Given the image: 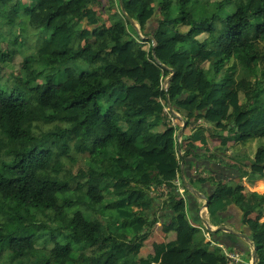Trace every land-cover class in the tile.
Returning <instances> with one entry per match:
<instances>
[{"label":"trees","instance_id":"1","mask_svg":"<svg viewBox=\"0 0 264 264\" xmlns=\"http://www.w3.org/2000/svg\"><path fill=\"white\" fill-rule=\"evenodd\" d=\"M25 1L0 0L1 65L24 47L21 34L9 31L22 16L43 38L36 52L23 58L21 73L31 96L0 84V149H6L0 155V244L9 251L7 264H227L221 249L211 248L195 227L202 226L201 219L188 214V188L183 183L184 201L174 181L180 162L194 156L197 145L203 155L210 154L207 137L220 142L209 161L230 142L247 147L259 141L252 159L227 164L231 171L237 168L236 178L245 174L254 180L246 182L251 192L223 183L230 177L216 164L206 167L223 180L197 181L213 187L207 212L214 227L232 206L264 216V0H177L176 5L108 0L110 27L97 10L99 0ZM120 2L145 39L122 16ZM115 4L118 13L111 11ZM5 6L15 10L16 20L4 14ZM152 21L155 27L146 33ZM118 25L121 30L114 32ZM128 32L136 40H126ZM100 39L112 42L96 52L93 46ZM80 40L81 65L79 54L68 51ZM170 76L165 91L162 84ZM168 104L182 117L185 130L191 121L213 128L181 136L186 144L180 145L185 149L180 158L175 130L163 115ZM76 129L90 138L76 139L77 159L69 156L66 142L59 150L44 142L67 138ZM65 157L82 161V167L76 173L64 169ZM96 180L111 186H93ZM164 184L169 193L156 216L157 201L149 192ZM88 205L96 216L84 211ZM44 210L66 217L69 225L47 233L49 222L30 218ZM160 218L162 232H174V240L155 246L152 257H140L146 234ZM216 234L210 232L212 242L224 246ZM35 236L51 248L38 250ZM251 241L257 264H264V222L252 230Z\"/></svg>","mask_w":264,"mask_h":264},{"label":"rangeland","instance_id":"2","mask_svg":"<svg viewBox=\"0 0 264 264\" xmlns=\"http://www.w3.org/2000/svg\"><path fill=\"white\" fill-rule=\"evenodd\" d=\"M210 1H215V0H210ZM23 2L25 3L26 1L23 0ZM99 2L101 3L100 7H97L100 15H101V19L104 22V24L108 27H110V21H109V14H108V9L110 8V3L108 0H99ZM171 5H176L177 0H170ZM115 7L112 9L111 11H116L117 13L119 12V8L117 7V5H114ZM4 14H6L7 16L11 17L12 19L16 20V15H15V10L12 7L9 6H5L3 9ZM155 23L156 21H152L147 30L146 33H151L152 30L155 27ZM134 25L136 26L137 30H138V35L141 39H145V37L141 34V32L139 31V27L137 24L134 23ZM124 29H127V25L124 24ZM4 29L0 28V33H3ZM9 31H12V33L16 34L19 33L21 34V40L24 42V47L22 46L21 49H18V54L12 59V62L10 63H5V65H1L0 64V84L2 85H6L10 88H23L24 89V94L27 97H30L31 94L28 90V87L30 86L27 82V80L24 78V76L21 73V69H22V65H23V58L30 56L32 54H34L36 52V50L40 47V45L43 42V38L38 36V31L33 29L29 23H28V18L26 16H22L21 20L18 24L13 25ZM182 31H186V28H183ZM126 32V30H125ZM130 38L132 40L135 39V37L132 35L130 36ZM149 39V38H148ZM201 39H204V36H201ZM136 40V39H135ZM112 40L110 39H100L97 41V43L93 46V50L94 51H100L102 49H104L109 43H111ZM82 40L78 41L75 46L70 47L69 48V52H75L77 54H79V51L81 49L82 45ZM144 48L147 50L149 48V44L145 43ZM77 59H78V63L81 65L83 60H84V56L83 54H79L77 55ZM217 59L214 58L211 63H214ZM204 64V68H208L210 66V64ZM244 63L241 62L239 63V67H243ZM30 75V71L25 72V76H29ZM63 80V74L60 73L57 77V81H61ZM167 81V80H166ZM253 86L254 89H257V81H253ZM241 102H243V97L241 96ZM181 117V116H180ZM182 118V117H181ZM181 118L179 120H177V118H174V124L177 126L178 128V134L181 131V128L183 126V120H181ZM171 124V123H170ZM209 125H206L205 123H203L202 121H191L190 122V132L197 128H205L207 129L209 132L213 131V128L207 127ZM163 130V127L161 128ZM208 136V134H206ZM83 139V141L87 142L90 140L89 135L87 133V131H84L82 129H76L73 131V133L64 139H56L54 137H47L44 139V142L46 144H54L55 145V149L59 150L61 144L63 142H66L69 147H70V152H69V156L70 157H74V158H78L77 154L73 151V145L76 141V139ZM208 139V147L209 149H211L212 151L215 150L217 148L220 147V142L219 140L217 141H213L211 142L210 139H214L212 137H207ZM261 142L259 141H255L252 144H249L247 147L242 146V145H238V144H234L233 142H230L227 147H221L219 153L217 154V158L220 159V156L223 157L224 159V166H227V164L230 165L229 160L230 161H234V162H239L241 161V163H244L246 158L252 159L257 147L259 146ZM182 145L184 146V141L182 140ZM198 147H200V145H197ZM6 152L5 148H1L0 149V155L3 156ZM243 159V160H242ZM63 163L65 164L64 169H69L72 172L76 173L81 167H82V161H69L68 159L63 158L62 159ZM237 166V165H236ZM247 171V170H245ZM237 172V168H234L233 171L231 170H225L224 176L225 178H229L230 177V181L228 182V180H225L229 183V185H243L245 180H247L248 182H254V180H249L247 177V175H243V176H238L236 178L235 174ZM264 184V182H263ZM262 184V185H263ZM99 185H106L108 187L111 186V184L107 181V180H96L93 182V186H99ZM245 188L250 191L246 186ZM251 192V191H250ZM154 193V192H153ZM152 195V192L150 191V196ZM152 197H154V194L152 195ZM156 198V197H154ZM159 198V197H158ZM84 211L92 216H96V210L94 208L93 205H88L84 208ZM205 220V222L211 226V221L209 220V216L206 212L201 213ZM31 219H36L38 221H46L49 227V230H47V233L50 232V228H58L59 226H68L69 225V221L66 217H60L57 216L53 213H51L48 210H44V211H38L37 213H35V215H32L30 217ZM1 220L2 217H0V225H1ZM262 220H264V217L262 218ZM245 221H248V217L247 219H245ZM252 223V221H250ZM162 221H160V223H158L157 225H155L150 231H148V233L146 234L147 238L145 240V243L143 245V249H141L140 251V257L143 258H149L153 256V249L155 246L160 245V244H164L165 242L169 241V237L163 235L162 233ZM223 226V225H222ZM212 227V226H211ZM212 229H215L212 227ZM34 244L36 245V248L38 250H42L43 247L46 248H51V243H48L45 245L44 241H42L41 238H39V236H35L34 238ZM211 248H214L213 246H211ZM228 250V249H227ZM240 255V259L243 261V263L245 264H252V252L247 251V254L242 255L239 251L237 252ZM86 254H90V250L86 251ZM9 260V251L7 249V246H3V244H0V264H7ZM31 260H33V258H31ZM13 264H16V262H13Z\"/></svg>","mask_w":264,"mask_h":264},{"label":"crops","instance_id":"3","mask_svg":"<svg viewBox=\"0 0 264 264\" xmlns=\"http://www.w3.org/2000/svg\"><path fill=\"white\" fill-rule=\"evenodd\" d=\"M133 27L135 28L136 32L138 33L137 28L135 26H133ZM119 30H121V25H118L116 30H114V32H119ZM124 30L127 31V29H124ZM139 31H140V29H139ZM128 34L130 36H132V34L130 32H128ZM129 38L130 37L126 38V40H129ZM96 52H98V51H96ZM207 127H210V126H207ZM161 128L162 127L160 126L159 132L163 131ZM190 129H191V127H189L186 130L184 129V131L182 133V136H185L184 139L190 135V133H191ZM210 140H211V142L217 141V139H210ZM207 142H208V139H207ZM185 144H186V142L184 141V146H185ZM197 149H198V152L194 156H188L185 161H182L183 164L181 163V167H180L181 169H180L179 174H180V179H181L182 183H184V185L189 190V194L187 195V197H188V214L190 215L191 218L196 219V221L198 222V218H200L199 217L200 211H202V213L206 212L208 214L207 209L204 210L203 208H205V203L207 201L208 196H210V194L212 193L213 187L209 183H204V184L199 183L197 181V178H209L210 177V178H214L216 182L218 180H223L222 179L223 175H221V174L215 175V174L210 173L209 168L206 167V166H208V164H212V165L216 164L215 166L217 167V171L221 172V173L222 172L225 173V170H227V169L230 170V169L228 166H224L225 162H224V159L222 157L223 155L220 156V159L217 158L216 160H212V161L208 160L210 155L215 154V152H216L215 150L212 151L210 149L211 152L209 155H203V152L199 149V147ZM184 150L185 149L183 148L182 154H184ZM189 180L193 181L192 185H190L188 183ZM225 180H228V182L230 181V179H225ZM225 180H223V183L228 184V182ZM246 182H248V181L245 180L244 184L242 185L244 188H245V186H247V188H248V185L246 184ZM236 186H238V185H236ZM245 191L250 192L246 188H245ZM149 198H152V195L150 196V192H149ZM156 201H157L156 202L157 205H156V210H154V212H156V216H159V215H161V212H163V210H164L163 206H162V201H164V200L156 199ZM143 214L146 216L150 215L148 213V211H146V210L143 211ZM247 217H248L249 223H248V221H245V219H247ZM263 217L264 216H259L253 212H250V211L243 212L240 209V207H238V206H232L226 213H224L222 215L221 218L223 219V221H222L223 223L220 226L214 227L212 224H211V226L215 229L219 228V227H224V228L230 230L231 233L218 230L217 234L215 236L216 240H218L220 243H222L224 245V247L227 248L228 250H230V251L232 250L235 252L239 251L242 255H245V254H247V251L252 252V250H253V246H252L253 243L251 241V233L257 224L264 222V220H262ZM209 220H210V218H209ZM160 221H161V218H160ZM203 221L205 222L204 218H203ZM250 221H252V223ZM158 223H160V222H158ZM163 235L168 236L170 239L169 241H167L165 243H168V242L174 240V237H175L174 232H170L168 234L163 233ZM245 238H247V239H245ZM144 243H143V245H144Z\"/></svg>","mask_w":264,"mask_h":264},{"label":"built area","instance_id":"4","mask_svg":"<svg viewBox=\"0 0 264 264\" xmlns=\"http://www.w3.org/2000/svg\"><path fill=\"white\" fill-rule=\"evenodd\" d=\"M162 89L165 91L167 90V82L162 84ZM168 105H163L164 106L163 115L167 118L169 125L171 127H173L175 130L174 138H175V144H176V155L178 158H180V157H182V151L180 149V145L182 143V137L179 136V134H178V128L174 124V118H177V120H179L181 117H180V114L175 112ZM181 120H182V118H181ZM180 166H181V162H180ZM174 185L177 188V190H176L177 194H179L181 199L186 201L185 188H184V185H183L179 175H177V177L174 181ZM150 191L152 192V195L154 194V197H156L155 199L165 200L168 196L169 188H167V186L164 184V185L159 186V187H151ZM154 197H152V198H154ZM203 209L205 210V208H203ZM201 213H202V211L199 212V217L201 219V223H202L203 227L202 226H195V227L202 231L206 242H209L211 244V246H213V247H217V248L221 249V251L225 255L227 264H243V261L240 259V255L237 252L227 250V248H225L224 246L219 245V244H215L212 242L210 232L206 229V227L203 224L204 221H203V216H201L202 215Z\"/></svg>","mask_w":264,"mask_h":264},{"label":"water","instance_id":"5","mask_svg":"<svg viewBox=\"0 0 264 264\" xmlns=\"http://www.w3.org/2000/svg\"><path fill=\"white\" fill-rule=\"evenodd\" d=\"M120 10H121L122 16H123V17L125 16V19H126L128 22H130L133 26H135V25H134V22L126 16V13H125V11H124V8H123V5L121 4V2H120ZM135 27H136V26H135ZM149 39H150V40H153L152 37H149ZM174 74H175V72L173 71L172 76H173ZM172 76H170V77L168 78V80H167V87L169 86V83H170V81H171ZM168 106L170 107V105H168ZM184 129H185V122H183V126H182V128H181V131L179 132V136H182V133H183ZM181 163L183 164L182 161H181ZM180 167H181V166H180ZM180 169H181V168H180ZM207 205H208V202L206 201V203H205V209H207V207H208ZM203 224H204V226L206 227V229H207L209 232H211V233L217 232L218 230L226 231V232H228V233H231L230 230H228V229H226V228H224V227H219V228H216V229H212V228L210 227V225H208L206 222H203ZM245 239H247V238H245ZM252 246H253V250H252V264H257V253H256V248H255L254 245H252Z\"/></svg>","mask_w":264,"mask_h":264},{"label":"bare ground","instance_id":"6","mask_svg":"<svg viewBox=\"0 0 264 264\" xmlns=\"http://www.w3.org/2000/svg\"><path fill=\"white\" fill-rule=\"evenodd\" d=\"M232 251V250H231Z\"/></svg>","mask_w":264,"mask_h":264}]
</instances>
